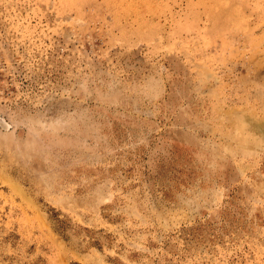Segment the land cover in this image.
Instances as JSON below:
<instances>
[{"label":"rangeland","instance_id":"obj_1","mask_svg":"<svg viewBox=\"0 0 264 264\" xmlns=\"http://www.w3.org/2000/svg\"><path fill=\"white\" fill-rule=\"evenodd\" d=\"M0 264H264V0H0Z\"/></svg>","mask_w":264,"mask_h":264}]
</instances>
